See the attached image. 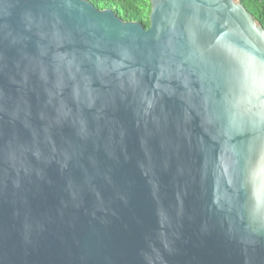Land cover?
<instances>
[{
    "label": "water",
    "instance_id": "obj_1",
    "mask_svg": "<svg viewBox=\"0 0 264 264\" xmlns=\"http://www.w3.org/2000/svg\"><path fill=\"white\" fill-rule=\"evenodd\" d=\"M150 6L0 0V264H264V30Z\"/></svg>",
    "mask_w": 264,
    "mask_h": 264
},
{
    "label": "trees",
    "instance_id": "obj_2",
    "mask_svg": "<svg viewBox=\"0 0 264 264\" xmlns=\"http://www.w3.org/2000/svg\"><path fill=\"white\" fill-rule=\"evenodd\" d=\"M97 10H110L122 22H135L149 28L150 0H85ZM264 30V0H239Z\"/></svg>",
    "mask_w": 264,
    "mask_h": 264
}]
</instances>
